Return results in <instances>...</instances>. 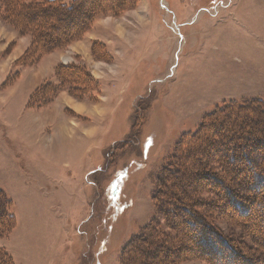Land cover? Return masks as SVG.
Masks as SVG:
<instances>
[{"label": "rangeland", "instance_id": "374dc122", "mask_svg": "<svg viewBox=\"0 0 264 264\" xmlns=\"http://www.w3.org/2000/svg\"><path fill=\"white\" fill-rule=\"evenodd\" d=\"M104 5L87 31L101 39L89 59L68 53L85 32L23 65L31 34L6 20L0 0V190L14 217L0 264H122L125 245L155 217L156 176L181 136L223 102L264 101V0ZM55 52L87 82L59 78ZM209 218L243 254L257 253L252 228Z\"/></svg>", "mask_w": 264, "mask_h": 264}, {"label": "trees", "instance_id": "16d2710c", "mask_svg": "<svg viewBox=\"0 0 264 264\" xmlns=\"http://www.w3.org/2000/svg\"><path fill=\"white\" fill-rule=\"evenodd\" d=\"M4 1L6 20L21 33L31 34L30 45L18 59L26 65L79 39L109 9L104 4L117 7L130 0ZM57 75L73 87L90 77L72 64L59 65ZM31 100L32 96L29 104ZM156 184L155 217L125 245L122 264H177L190 256L213 264H264V101L249 98L216 106L194 132L181 136ZM202 193L214 198H201ZM8 206L0 190V236L14 225ZM209 215L252 228L257 240L261 236L263 241L255 239L257 253L243 254ZM160 220L167 231L161 229Z\"/></svg>", "mask_w": 264, "mask_h": 264}, {"label": "crops", "instance_id": "0c3cea01", "mask_svg": "<svg viewBox=\"0 0 264 264\" xmlns=\"http://www.w3.org/2000/svg\"><path fill=\"white\" fill-rule=\"evenodd\" d=\"M97 39L98 40H101L98 37L93 36L92 34H90V31H89V32H87L85 34L84 39L81 40V42H77V43L75 42V43L72 44V46L70 47V50L68 51V53L70 52V54L72 53L75 56H77V55H83L85 57L84 61H86V59H89L90 58L89 50H90L91 41L92 40H97ZM59 57H60L59 54H56V52L55 53H52L48 57L49 58L50 65L51 64H52V66L53 65H58L59 63L68 64V63L71 62V59L70 58L67 59L68 60V62H67V60L66 61H63ZM68 57H70V56H68ZM48 58H46L45 60H47Z\"/></svg>", "mask_w": 264, "mask_h": 264}, {"label": "bare ground", "instance_id": "6f19581e", "mask_svg": "<svg viewBox=\"0 0 264 264\" xmlns=\"http://www.w3.org/2000/svg\"><path fill=\"white\" fill-rule=\"evenodd\" d=\"M58 122H60V121H58Z\"/></svg>", "mask_w": 264, "mask_h": 264}]
</instances>
